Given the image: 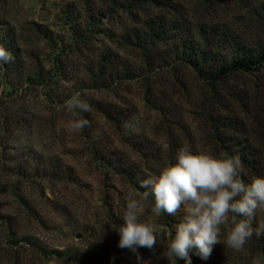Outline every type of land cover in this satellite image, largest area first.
<instances>
[{
  "label": "rangeland",
  "instance_id": "1",
  "mask_svg": "<svg viewBox=\"0 0 264 264\" xmlns=\"http://www.w3.org/2000/svg\"><path fill=\"white\" fill-rule=\"evenodd\" d=\"M120 1L126 7L113 9L112 0H0V46L14 57L0 66V264H10L5 254L13 260L23 256L25 264H51L23 244L27 239L71 254L58 264H82L81 256L104 248L110 264H168L147 248L138 249L137 261L117 246L113 227L123 223L126 201L142 192L115 175L100 152L145 166L148 177L164 166L151 157L152 148L163 146L170 130L182 147L205 151L195 127L202 120L197 103L203 84L184 69L158 84L136 78L92 89L88 78L110 55L141 68L140 54L125 40L167 9L164 5L178 4V16L190 22L201 11L195 0ZM77 92L90 111L61 107ZM251 109L264 120L263 103ZM80 119L90 126L73 132L70 122ZM143 140L150 147L140 153L134 146ZM153 206L148 198L141 220L169 234ZM229 227L223 226L222 240Z\"/></svg>",
  "mask_w": 264,
  "mask_h": 264
},
{
  "label": "trees",
  "instance_id": "2",
  "mask_svg": "<svg viewBox=\"0 0 264 264\" xmlns=\"http://www.w3.org/2000/svg\"><path fill=\"white\" fill-rule=\"evenodd\" d=\"M112 1L113 9L126 7L120 0ZM195 1L201 11L197 21L181 18L179 5L170 3L164 5L167 9L160 15L146 21L143 30L133 31L126 38V46L140 54L141 68L118 62L115 55L105 56L89 75L88 85L92 89L108 88L136 78L158 84L166 81L169 74L174 78L179 69L190 71L203 84L200 103L196 102L202 120H195L203 149L217 155L238 154L243 164L242 176L247 182L253 177L264 176V120H260L261 112L254 113L251 109L255 103L264 104V0ZM254 76L259 77L257 81L251 80ZM172 131L167 133L163 146L152 148L155 156L151 157L164 165L174 163L182 147L180 137ZM140 143L134 146L138 152L148 151L147 141ZM100 153V160L103 159L115 175L125 177L143 191L139 182L147 178L145 166L129 160L121 162L113 155L107 158L104 152ZM149 198L153 202V198ZM160 217L169 230L181 219V213L176 217L167 214ZM259 222H264V215L257 216L256 223ZM228 224L231 226V218ZM24 243L32 245L51 264L71 257L67 251H47L33 239L24 240ZM228 249L216 245L210 259L205 261L192 255V264H251L253 257H264V235H254L246 243L242 251L248 256L245 260L235 258L234 251ZM5 255L10 264H25L23 256L17 255L13 260V256ZM78 261L110 264V252L107 248L92 250ZM177 263L184 264V261Z\"/></svg>",
  "mask_w": 264,
  "mask_h": 264
},
{
  "label": "clouds",
  "instance_id": "3",
  "mask_svg": "<svg viewBox=\"0 0 264 264\" xmlns=\"http://www.w3.org/2000/svg\"><path fill=\"white\" fill-rule=\"evenodd\" d=\"M11 53L0 46V66L13 60ZM63 109L71 113L90 111V105L79 92L69 98ZM70 128L80 132L90 126L87 119L72 120ZM242 160L238 154H214L181 147L175 162L165 164L158 172L139 182L143 189L139 198L130 197L123 209L119 227H113L119 236L118 247L128 249L141 260L139 248L153 252L157 260L168 264H192V255L201 260L210 259L214 247L223 244L233 251L244 250L255 235H264V222L256 223L258 213H264V176L245 181ZM153 198L151 211L156 216L167 214L181 219L169 228L168 235L156 223L141 220L145 202ZM222 240V228L229 223ZM255 224V226H254ZM161 251L157 254V247ZM264 257L256 256L251 264H262Z\"/></svg>",
  "mask_w": 264,
  "mask_h": 264
}]
</instances>
